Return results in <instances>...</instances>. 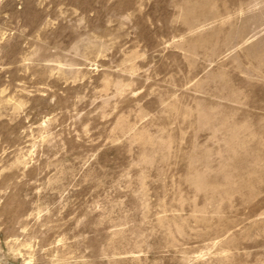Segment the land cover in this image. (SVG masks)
I'll return each mask as SVG.
<instances>
[{
  "label": "rangeland",
  "instance_id": "rangeland-1",
  "mask_svg": "<svg viewBox=\"0 0 264 264\" xmlns=\"http://www.w3.org/2000/svg\"><path fill=\"white\" fill-rule=\"evenodd\" d=\"M0 264H264V0H0Z\"/></svg>",
  "mask_w": 264,
  "mask_h": 264
}]
</instances>
